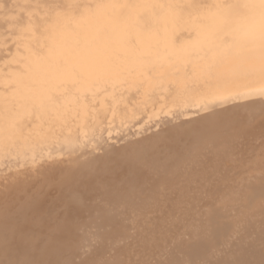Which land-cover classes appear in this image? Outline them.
Masks as SVG:
<instances>
[{
  "label": "bare ground",
  "instance_id": "bare-ground-1",
  "mask_svg": "<svg viewBox=\"0 0 264 264\" xmlns=\"http://www.w3.org/2000/svg\"><path fill=\"white\" fill-rule=\"evenodd\" d=\"M264 264V0H0V264Z\"/></svg>",
  "mask_w": 264,
  "mask_h": 264
},
{
  "label": "snow or ice",
  "instance_id": "snow-or-ice-1",
  "mask_svg": "<svg viewBox=\"0 0 264 264\" xmlns=\"http://www.w3.org/2000/svg\"><path fill=\"white\" fill-rule=\"evenodd\" d=\"M3 264H8V262H7V261H5V262H3Z\"/></svg>",
  "mask_w": 264,
  "mask_h": 264
}]
</instances>
